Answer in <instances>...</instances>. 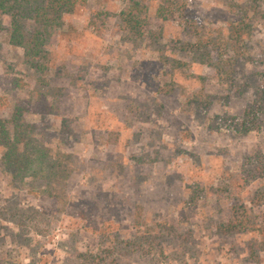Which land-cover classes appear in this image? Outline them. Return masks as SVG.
<instances>
[{"label": "rangeland", "instance_id": "rangeland-1", "mask_svg": "<svg viewBox=\"0 0 264 264\" xmlns=\"http://www.w3.org/2000/svg\"><path fill=\"white\" fill-rule=\"evenodd\" d=\"M0 24V119L64 172L22 179L0 144V264H95L80 255L120 240L96 264H264V114L246 135L229 120L264 82V0H86L41 72Z\"/></svg>", "mask_w": 264, "mask_h": 264}, {"label": "trees", "instance_id": "trees-1", "mask_svg": "<svg viewBox=\"0 0 264 264\" xmlns=\"http://www.w3.org/2000/svg\"><path fill=\"white\" fill-rule=\"evenodd\" d=\"M85 1L86 0H0V15H8L10 17L8 42L12 45L22 46L25 49V55L29 65L33 66L39 72L43 71V69L47 68L48 64L44 42L50 36L51 31L62 24L64 15L72 13L76 7ZM128 13L123 14L124 22L131 27L132 32H136L139 29V20L137 17ZM27 24H31V26L28 28ZM234 32L235 35L233 36L236 38L239 29H236ZM196 46L197 44L194 45V47ZM239 58H242L241 55L237 57V59ZM237 59L232 62L231 59L227 60L226 64L223 65L225 67L223 69L222 66L217 67V72L220 75L217 74L219 80L222 79L223 75L224 77L227 76L226 71L229 72V70H234L235 65L238 63ZM258 76L262 77L259 73H252L250 78ZM258 79L257 81L259 82ZM255 91L258 93L259 97L251 100L241 116H233L229 119L234 126L245 135L260 127L259 119L261 120L260 116L264 114V82L258 83ZM18 115L19 114L14 116L15 121ZM23 125L21 121H18V123L13 122L14 128L13 126L11 127L13 128V132L11 133V129L6 121L0 119V144L6 149L3 160L7 167L14 170L22 179L26 175H35L39 178L46 177L48 179H56L59 174L62 175L64 172L60 173L61 171L58 170V165L57 167H55L56 165L53 167L50 166L48 163L50 155L44 147L34 145V140L29 136L28 129ZM34 149L37 152L36 155H32V150ZM261 170H264V168ZM27 172L31 173L27 174ZM263 173V171L259 172L258 177L263 175ZM4 212L19 217L23 224L28 223L34 224L35 226V224L37 225L39 223L37 219L38 214L32 209L18 211L17 208L11 204L8 208L4 209ZM85 212L89 213L87 218H90L91 208H89L88 211H83V213ZM245 220V211L243 209L241 211L235 210L233 220L226 225V228L232 230L244 227ZM119 242L120 243L115 241L113 246L108 247H104L105 242L100 243L95 253L92 251L88 253L84 252L80 256L83 257L84 260L96 264V262L102 261L107 257H113V248L118 247V249H120L118 245L122 243V240Z\"/></svg>", "mask_w": 264, "mask_h": 264}]
</instances>
